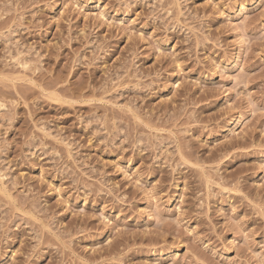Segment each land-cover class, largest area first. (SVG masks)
Wrapping results in <instances>:
<instances>
[{"label":"rangeland","instance_id":"rangeland-1","mask_svg":"<svg viewBox=\"0 0 264 264\" xmlns=\"http://www.w3.org/2000/svg\"><path fill=\"white\" fill-rule=\"evenodd\" d=\"M0 264H264V0H0Z\"/></svg>","mask_w":264,"mask_h":264}]
</instances>
